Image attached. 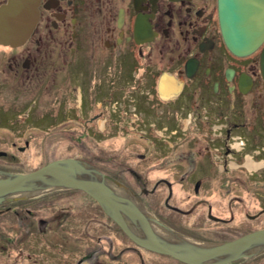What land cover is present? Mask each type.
Masks as SVG:
<instances>
[{
  "label": "flooded vegetation",
  "instance_id": "obj_1",
  "mask_svg": "<svg viewBox=\"0 0 264 264\" xmlns=\"http://www.w3.org/2000/svg\"><path fill=\"white\" fill-rule=\"evenodd\" d=\"M9 2L0 0V9ZM27 2L35 17L29 34L0 43V145L23 153L27 138H71V159L170 230L169 241L172 233L196 241L174 215L218 225L231 235L221 243L264 230V40L252 53H233L218 0ZM152 170L162 174L150 177ZM176 186L185 188V210L173 204ZM137 190L164 195L154 215ZM6 212L29 219L23 243L11 228L14 263L59 264L63 255L65 264H114L128 252L138 264H182L135 245L79 189L27 193L0 206ZM122 217L141 236L138 222ZM69 231L70 257L46 239L55 232L73 242ZM118 240L120 255L112 258Z\"/></svg>",
  "mask_w": 264,
  "mask_h": 264
},
{
  "label": "water",
  "instance_id": "obj_2",
  "mask_svg": "<svg viewBox=\"0 0 264 264\" xmlns=\"http://www.w3.org/2000/svg\"><path fill=\"white\" fill-rule=\"evenodd\" d=\"M218 8L228 48L239 55L254 52L264 40V0H218ZM34 21L33 9L27 0H10L0 9V43L22 42ZM99 175L71 158L53 160L28 173L0 170V206L27 193L51 188L79 189L98 202L135 245L182 264H232L264 253V230L211 245L173 233L169 241L167 233H171L170 230L129 199L118 196L109 186L95 180ZM122 215L133 223L138 222L141 236L131 232Z\"/></svg>",
  "mask_w": 264,
  "mask_h": 264
},
{
  "label": "rangeland",
  "instance_id": "obj_3",
  "mask_svg": "<svg viewBox=\"0 0 264 264\" xmlns=\"http://www.w3.org/2000/svg\"><path fill=\"white\" fill-rule=\"evenodd\" d=\"M24 138H21L19 140H16L17 142H21ZM29 140V148L23 152L19 153L16 152L11 146L10 143H4L1 144L3 150L7 151V154L4 157H0V170L1 171H7L10 173H28L31 172L41 166H44L46 163L51 162L53 160H58V159H64V158H71L73 156L74 151L72 149V145L70 143L71 138H27ZM119 140V139H116ZM113 144L112 149L119 151L123 149V147H119L120 144ZM1 149V148H0ZM134 154H129L127 155L126 159L127 161H134L130 156H133ZM119 158L120 155L118 154ZM156 174H162V172H157V171H150L149 176L154 177ZM148 188H151L150 186ZM164 194H166L165 191H163ZM175 193V198L173 204L181 208L182 210L187 209L189 206H187L186 202L184 201L186 191L184 187L176 186L174 189ZM137 194L140 197V199L144 200L146 204L150 207L148 210L149 213L154 215L152 212L155 211L156 207L154 206L155 203L159 200L158 198H161L160 204L162 203L164 195H161L160 197H155V198H146L142 196V194L137 190ZM186 203V204H185ZM159 204V207H160ZM162 205V204H161ZM153 206V207H152ZM154 208V209H153ZM161 208V207H160ZM21 209V208H20ZM162 209V208H161ZM164 211V210H163ZM40 216H44L43 218H48V220H52L53 218L49 216V213L47 212H42L41 210L39 211ZM164 214V212H163ZM165 216L169 218L170 221H172V217L165 213ZM173 221L181 226L183 228L184 234L188 235L192 239L196 240L195 242L198 243H204L202 239H205L206 241L209 240L210 242H220L221 237L225 238H231L230 234H222L220 229L217 228L218 225H213L208 222L207 220L205 221L204 219H201L200 217L196 215H191V216H182V215H174ZM226 218V216H223ZM18 222V223H17ZM17 223V224H16ZM24 223H29L28 220H21L18 221L17 219L13 218V215L10 214L9 212L0 215V264H32V262L28 261H23L21 262V259L19 260L18 263H14L12 257L18 256V252L11 251L10 245H9V239H12L11 232L12 229H14V237L17 238L19 242L23 243V237L27 234H30L29 231V226H21ZM224 229L226 226H223ZM25 228V230H24ZM226 230V229H225ZM27 231V233H25ZM73 232L69 231L67 233V236H69L71 239L73 238ZM93 234L91 239H93L94 235ZM31 235V234H30ZM75 236V235H74ZM27 241L29 240L28 237L26 238ZM32 239H34L32 237ZM47 241L50 243L52 247L60 248L58 252L61 251V248H63L64 253L69 256L67 252H70L72 243H74V239H72L73 242H63L62 237L55 233L54 234H49L47 233L46 236ZM26 241V242H27ZM71 246H70V244ZM218 243V244H219ZM119 244V245H118ZM211 245V244H210ZM62 246V247H61ZM122 245H120V241H117V245L114 247L112 250V258H115L114 254L120 255V253H115L116 250L121 249ZM10 250V251H9ZM10 253V254H9ZM60 259L63 262H60L59 264H65L64 258L65 256L59 255ZM121 258L117 259L114 264H138L139 259L134 255V254H129L126 252ZM148 258V257H146ZM152 259H146L147 263L146 264H151ZM164 261V260H162ZM162 261H159V264H167L163 263ZM165 262V261H164ZM113 264V263H112ZM168 264H176L173 262H169ZM251 264H264V253L261 255H258L255 257L253 262Z\"/></svg>",
  "mask_w": 264,
  "mask_h": 264
},
{
  "label": "bare ground",
  "instance_id": "obj_4",
  "mask_svg": "<svg viewBox=\"0 0 264 264\" xmlns=\"http://www.w3.org/2000/svg\"><path fill=\"white\" fill-rule=\"evenodd\" d=\"M6 172V171H5ZM10 173V172H9Z\"/></svg>",
  "mask_w": 264,
  "mask_h": 264
}]
</instances>
